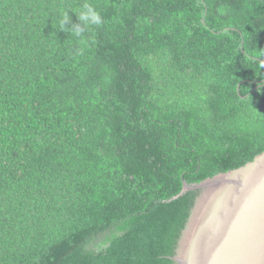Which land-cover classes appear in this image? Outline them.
I'll return each mask as SVG.
<instances>
[{
	"label": "trees",
	"instance_id": "1",
	"mask_svg": "<svg viewBox=\"0 0 264 264\" xmlns=\"http://www.w3.org/2000/svg\"><path fill=\"white\" fill-rule=\"evenodd\" d=\"M262 152L264 0H0V264H175Z\"/></svg>",
	"mask_w": 264,
	"mask_h": 264
},
{
	"label": "water",
	"instance_id": "2",
	"mask_svg": "<svg viewBox=\"0 0 264 264\" xmlns=\"http://www.w3.org/2000/svg\"><path fill=\"white\" fill-rule=\"evenodd\" d=\"M175 264H264V152L199 184Z\"/></svg>",
	"mask_w": 264,
	"mask_h": 264
},
{
	"label": "clouds",
	"instance_id": "3",
	"mask_svg": "<svg viewBox=\"0 0 264 264\" xmlns=\"http://www.w3.org/2000/svg\"><path fill=\"white\" fill-rule=\"evenodd\" d=\"M78 19L82 22L83 27L74 25L72 31L80 36L90 26H100L102 24V17L99 12L90 4H85L83 10L78 13ZM69 21L67 14H64L63 19L60 21V25L63 28L64 25Z\"/></svg>",
	"mask_w": 264,
	"mask_h": 264
}]
</instances>
